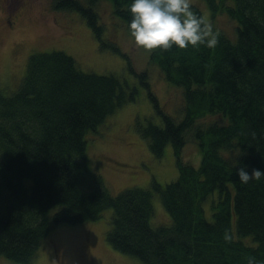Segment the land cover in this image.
Returning <instances> with one entry per match:
<instances>
[{
	"label": "trees",
	"instance_id": "1",
	"mask_svg": "<svg viewBox=\"0 0 264 264\" xmlns=\"http://www.w3.org/2000/svg\"><path fill=\"white\" fill-rule=\"evenodd\" d=\"M100 1L128 28L130 0H55L54 8L78 12L102 47L125 57L104 36ZM203 1L214 19L236 22V40L216 31L214 48L173 46L150 55L182 91L180 116L165 111L149 72H135L127 59L161 116L140 123V135L157 157L174 148L178 177L165 185L153 179L152 188L113 194L91 167L89 134L137 100L138 88L125 78L84 71L72 55L52 50L29 56L16 89L0 85V255L35 264L58 226L96 221L111 208L107 240L144 264H264V177L245 184L237 175L241 167L264 171V0ZM188 141L200 148L199 166L183 160ZM155 190L170 224L151 223Z\"/></svg>",
	"mask_w": 264,
	"mask_h": 264
},
{
	"label": "rangeland",
	"instance_id": "2",
	"mask_svg": "<svg viewBox=\"0 0 264 264\" xmlns=\"http://www.w3.org/2000/svg\"><path fill=\"white\" fill-rule=\"evenodd\" d=\"M54 1L0 0V85L4 91L8 93L17 88L29 56L38 51L63 50L72 55L84 71L120 75L138 88V97L111 115L97 133L89 134L91 167L103 175L113 194L131 187L152 188L153 179L162 185L175 180L179 170L173 146L168 144L164 156L157 157L138 131V125L146 118L159 123L161 116L155 111L146 88L128 68L127 59L135 72H149L151 88L170 114L180 116L181 89L167 82L161 69L150 61L152 50H145L131 40L128 28L113 14L108 1H100L96 6L105 28L104 36L115 42L125 57L102 47L78 12L55 9ZM192 3L201 8L208 23L214 19L203 0H192ZM234 22L219 14L212 25L217 28L215 31L223 30L230 39L236 40ZM182 157L184 161L199 166L202 155L198 144L188 141ZM153 204L152 225L170 224V214L156 190ZM112 214L110 208L96 221L58 226L45 239L34 263L144 264L117 251L107 240ZM0 264L18 263L0 255Z\"/></svg>",
	"mask_w": 264,
	"mask_h": 264
},
{
	"label": "clouds",
	"instance_id": "3",
	"mask_svg": "<svg viewBox=\"0 0 264 264\" xmlns=\"http://www.w3.org/2000/svg\"><path fill=\"white\" fill-rule=\"evenodd\" d=\"M131 20L128 33L134 43L148 51H167L201 45L214 48L218 44V33L193 10L192 0H130L127 5ZM239 181L247 184L260 180L264 171L254 169L251 173L241 167L237 171ZM248 264H256L250 259Z\"/></svg>",
	"mask_w": 264,
	"mask_h": 264
},
{
	"label": "flooded vegetation",
	"instance_id": "4",
	"mask_svg": "<svg viewBox=\"0 0 264 264\" xmlns=\"http://www.w3.org/2000/svg\"><path fill=\"white\" fill-rule=\"evenodd\" d=\"M13 22V21H12Z\"/></svg>",
	"mask_w": 264,
	"mask_h": 264
}]
</instances>
